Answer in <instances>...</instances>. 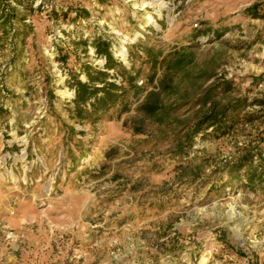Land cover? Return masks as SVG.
<instances>
[{"label":"rangeland","instance_id":"374dc122","mask_svg":"<svg viewBox=\"0 0 264 264\" xmlns=\"http://www.w3.org/2000/svg\"><path fill=\"white\" fill-rule=\"evenodd\" d=\"M100 37L126 65L195 53L164 99L180 106L72 120ZM258 101L264 0H0V264H264V188L235 168L258 145L264 169ZM231 106L227 133L197 130Z\"/></svg>","mask_w":264,"mask_h":264},{"label":"trees","instance_id":"16d2710c","mask_svg":"<svg viewBox=\"0 0 264 264\" xmlns=\"http://www.w3.org/2000/svg\"><path fill=\"white\" fill-rule=\"evenodd\" d=\"M256 7L255 5L250 10ZM93 46L96 55L104 59V66L95 67L83 64L81 74L86 77V80L75 76L69 82L70 87L75 90V96L71 101L73 108L69 111V117L72 120L96 125L114 112L121 115L129 111L133 101H140L143 95L137 110L148 118L157 117L158 120H161V116L167 114L163 111L180 106L177 99L172 102L169 100L168 105L165 104L164 99L165 96L171 97V95L179 93L173 87L175 76L194 62L195 53L180 50L164 55V52L156 46H150L146 47V50L138 51L144 56L143 61L139 59L142 57L139 53L131 51L129 55L131 63L126 65L115 57L109 40L102 37L97 38L93 41ZM138 56L141 57L138 58ZM145 64L146 68L143 67ZM163 65H165L164 70L162 74H159V68ZM140 79L143 80L142 85L139 84ZM151 85L152 89L149 88ZM258 102L264 104V101ZM232 112L233 106L219 114L208 115L207 119L204 118L197 124V130L201 129L200 124L210 123L214 117L215 120L211 124L215 125L221 122L218 130L221 133H227L230 125L235 124L234 117H230ZM246 116L244 117L248 118V121L253 120H250L252 117L250 114ZM261 140L264 141V138ZM190 146L192 147V145ZM257 149L258 145L248 147L247 152L235 162V168L239 171L248 163L251 165L246 173V185L253 190H256L259 185H263L264 188V169L261 171L259 164L256 163L257 158L261 155ZM182 169L187 170V167L182 166Z\"/></svg>","mask_w":264,"mask_h":264},{"label":"bare ground","instance_id":"6f19581e","mask_svg":"<svg viewBox=\"0 0 264 264\" xmlns=\"http://www.w3.org/2000/svg\"><path fill=\"white\" fill-rule=\"evenodd\" d=\"M121 56L126 57L127 56V53L121 52Z\"/></svg>","mask_w":264,"mask_h":264}]
</instances>
